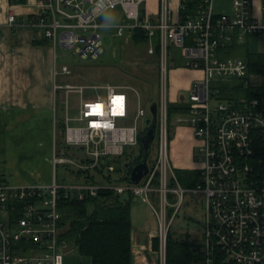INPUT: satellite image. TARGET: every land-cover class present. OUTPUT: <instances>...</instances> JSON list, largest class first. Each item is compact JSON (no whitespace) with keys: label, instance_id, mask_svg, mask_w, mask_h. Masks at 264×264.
<instances>
[{"label":"built area","instance_id":"1","mask_svg":"<svg viewBox=\"0 0 264 264\" xmlns=\"http://www.w3.org/2000/svg\"><path fill=\"white\" fill-rule=\"evenodd\" d=\"M146 1H38V12L31 15L28 23L41 27L44 38L53 47L61 48L63 54L71 53L81 59L102 55L105 49L100 29L109 26L105 13L117 6L133 22L112 24L114 35L142 30L148 38V54L154 53L157 39V97L152 102L156 105V155L137 183L121 184L122 176H117L107 160L124 155L126 146L140 144L144 133L141 135L138 123L141 118H149L150 122H145L149 128L150 109L148 114L140 101L132 109L128 86L105 83L101 86L104 97H83L86 86L63 83L61 77L71 71L66 64L59 66L55 61L54 93L60 91L67 96L75 92L80 98L73 113L65 100L62 143L56 147L52 165H74L82 174H94V169L103 165L102 173L97 174L95 181L68 186L55 178L45 185L1 181L0 264H66L67 245L60 240V192L82 200L95 196L99 189L128 194L131 199L138 197L149 206L157 221L155 235L148 238L153 264H166L167 233L186 194L202 201V264H264V97H239L229 102L220 97L219 87L211 86L238 80L246 87L263 81L259 74L249 73L245 59L224 55L223 51L245 37L264 34V0L259 18L254 16L252 0H231L228 13L214 11L213 0H203L199 13L185 19L173 13L171 0H159L157 16L149 17L140 9ZM17 21L16 14L10 12L8 22ZM170 46L181 50L187 68L201 71L188 89L187 99L183 95L175 101L188 104V110L180 114L189 116L196 140L198 179L192 186L179 182L170 161ZM71 148L84 152L80 161L70 156ZM153 240L157 241L155 247ZM132 247L133 258L144 256L143 245L133 242Z\"/></svg>","mask_w":264,"mask_h":264},{"label":"crops","instance_id":"2","mask_svg":"<svg viewBox=\"0 0 264 264\" xmlns=\"http://www.w3.org/2000/svg\"><path fill=\"white\" fill-rule=\"evenodd\" d=\"M38 1L19 3L0 0V182L12 185H45L53 178L56 180L57 166L54 168L51 160L59 141L58 93L53 91L52 71L58 54L57 47L45 40L43 29L28 23L31 15L38 12ZM178 3L179 0H171L172 11L179 16ZM158 7L159 0H155L154 11L142 9V12L155 18ZM10 12H14L22 23H9ZM175 69L171 68L170 84L175 91L173 100L176 101L184 95V92H179L184 87L188 91L193 80L201 76V71L186 66L178 67L177 71ZM195 144L191 128L179 126L173 129L169 148L170 161L175 169H196ZM120 175L121 181L128 182V174L117 172V176ZM75 176L73 184L86 180L85 174ZM184 217L189 216L184 213ZM156 230L142 236L133 226L132 244L134 242L145 248L142 250L144 256H134L133 264H153L148 238L155 235Z\"/></svg>","mask_w":264,"mask_h":264},{"label":"rangeland","instance_id":"3","mask_svg":"<svg viewBox=\"0 0 264 264\" xmlns=\"http://www.w3.org/2000/svg\"><path fill=\"white\" fill-rule=\"evenodd\" d=\"M263 0H252L253 12L256 18L261 15L260 7ZM214 11L216 12H230L231 0H213ZM140 9H146L147 11L155 10V0H147L146 3L140 5ZM106 26L100 29L103 34V45L105 51L96 59L78 58L71 53L63 54L61 48H56L57 63L66 64L71 73L64 75L62 82H69L78 85H85L83 97L95 98L104 97L105 90L101 86L105 83L115 84L119 86H128L131 89L126 90L131 95V107L135 109L137 103L140 101L149 114V106L157 97L156 81L158 76L157 63L146 62L150 59V55L146 52V45L134 44L130 40V33L126 32L123 36L114 35L115 28L112 24H128L133 21L126 18L119 6L114 9L108 10L105 13ZM153 16V15H151ZM264 23V16H263ZM244 45L248 51L252 53L264 52V34L251 35L245 37L243 40ZM241 55V54H240ZM187 60L181 53V50L177 47L170 46L169 48V87L168 98L171 101L175 95V91L170 84L171 81V68H182L186 65ZM97 86V87H93ZM211 86L218 89L219 84L211 83ZM186 87L179 93L184 92V96L187 99ZM58 104H56V114H63V104L65 100L70 113H73V108L78 104L80 95L75 92L67 94L64 92H58L57 95ZM139 97V98H138ZM176 98V97H175ZM184 103V102H183ZM189 116L184 113L180 114L173 112L169 118V135L170 138L173 134V129L181 126L191 128L189 122ZM139 129L142 133L148 130V126L145 124L144 119L139 120ZM59 135H63V132L58 131ZM62 138H59V141ZM58 141V142H59ZM59 144V143H58ZM141 144V143H140ZM126 146L124 155L112 158L110 160L114 167L115 173L128 174L129 168L125 166L127 162L133 163L132 158L137 157L142 151L141 145ZM83 151L78 148H71L70 156L74 157L76 161H80V157L83 155ZM156 155V139H153L151 144L150 154L147 159L149 164ZM176 177L180 180L190 179V174L181 169H174ZM76 166L74 165H58L56 167V181L59 184L71 185L75 180ZM124 184L125 181H121ZM182 183V182H181ZM124 194L123 196H127ZM131 220L135 229L141 232L143 236L147 232H153L157 228V221L154 217L149 206L141 201L140 198L131 199ZM203 212L202 201L197 196L186 194L184 196L183 204L180 208L178 217L172 222L171 229L176 232L177 236L182 234L190 235V238L199 239L198 233L201 231L202 224L200 223ZM184 213H187L188 218L184 217ZM200 223V224H199ZM146 239V238H144ZM66 254L64 255V262L66 264H90L91 260L88 256H83L75 251V247L66 243Z\"/></svg>","mask_w":264,"mask_h":264},{"label":"trees","instance_id":"4","mask_svg":"<svg viewBox=\"0 0 264 264\" xmlns=\"http://www.w3.org/2000/svg\"><path fill=\"white\" fill-rule=\"evenodd\" d=\"M24 2L25 0H13ZM203 5V0H183L179 6V17L196 16ZM130 40L134 44L146 45L148 38L140 29L129 31ZM46 40V39H45ZM47 41V40H46ZM45 41V43H46ZM246 45V44H245ZM242 42H233L224 51V55L239 56L246 60L250 74H259L263 81L257 85L243 86L241 81H220L219 93L222 99L229 102L237 101L240 97L249 99L252 97H264V52L252 53L248 51ZM147 52V46H146ZM159 45L154 39V53L146 62L157 63ZM241 54V55H240ZM188 110V104L183 102H171L168 104L169 118L173 112L181 113ZM58 131L63 132V114L57 115ZM59 135V134H58ZM59 138H62L59 135ZM62 143L61 139L58 142ZM141 145V144H140ZM142 148V147H141ZM140 154L134 159L137 160ZM110 164V160H107ZM103 165L94 169V174L85 172L86 180L95 181L97 174H101ZM190 174V179L179 180L183 186H192L198 179L196 170H184ZM82 171H76L81 174ZM126 179V177H124ZM131 197L118 194L111 189H99L95 196H86L82 200L65 196L60 192L58 210L60 212L59 225L61 228L60 240L75 247V251L83 256H88L90 264H133L132 257V220ZM188 234V233H187ZM177 236L170 229L166 239V264H202L201 251L203 235L200 232L199 239L190 238V235ZM157 244L153 240V246Z\"/></svg>","mask_w":264,"mask_h":264},{"label":"water","instance_id":"5","mask_svg":"<svg viewBox=\"0 0 264 264\" xmlns=\"http://www.w3.org/2000/svg\"><path fill=\"white\" fill-rule=\"evenodd\" d=\"M104 16L100 17V20L103 21ZM150 112L152 114V121L148 130L140 137V143L142 146V153L141 156L135 160L133 163L128 164L126 163L125 166L129 168L128 171V182L129 183H137L146 173L148 170L147 167V158L150 154L151 144L154 139L155 134V116H156V105L152 103L150 107ZM146 123L150 122V119L147 118L145 120Z\"/></svg>","mask_w":264,"mask_h":264},{"label":"snow or ice","instance_id":"6","mask_svg":"<svg viewBox=\"0 0 264 264\" xmlns=\"http://www.w3.org/2000/svg\"><path fill=\"white\" fill-rule=\"evenodd\" d=\"M96 108H99L100 106L99 105H97V106H95Z\"/></svg>","mask_w":264,"mask_h":264}]
</instances>
